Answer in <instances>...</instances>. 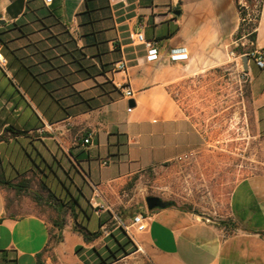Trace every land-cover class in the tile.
Listing matches in <instances>:
<instances>
[{
	"label": "crops",
	"instance_id": "1",
	"mask_svg": "<svg viewBox=\"0 0 264 264\" xmlns=\"http://www.w3.org/2000/svg\"><path fill=\"white\" fill-rule=\"evenodd\" d=\"M239 1L0 0V55L7 60L0 67V264H98L119 244L129 252V239L152 264H264V176L235 186L231 233L176 205L137 212L147 217L142 232L123 229L133 216L124 221L94 210L89 227L100 236L88 243L72 225L58 229L27 209L34 199L25 191L44 186L51 194L55 177L62 182L68 166L84 174L88 186L102 187L171 162L194 146V120L173 89L230 58L240 39ZM139 31L157 42L156 61H147L145 47L132 42L131 33ZM254 33L252 43L263 48L264 0ZM175 48H183L187 59L172 61ZM121 59L126 73L114 70ZM247 71L264 129V69L248 61ZM124 85L134 91L130 111ZM88 134L91 142L84 144ZM29 150L47 164L58 162L57 169L31 162ZM94 162L103 168L116 164L118 173L94 183L84 168ZM65 195L56 197L62 201ZM79 214L78 223L84 219ZM55 234L59 241H53Z\"/></svg>",
	"mask_w": 264,
	"mask_h": 264
},
{
	"label": "rangeland",
	"instance_id": "2",
	"mask_svg": "<svg viewBox=\"0 0 264 264\" xmlns=\"http://www.w3.org/2000/svg\"><path fill=\"white\" fill-rule=\"evenodd\" d=\"M252 32L249 29L244 39L232 45L230 58L224 64L188 76L174 87V95L181 99L197 131L194 146L186 148L182 156L102 187L88 186L91 183L87 177L68 166L67 174L62 171V182L55 177L56 186L52 191L57 196L64 191L81 200L88 216L83 213L80 223L76 222V216L80 215L77 208L72 211L67 199L62 202L40 186L26 191L27 199H34V204L29 203L27 209L43 215L58 229L70 224L78 231L85 224L92 231L89 219L95 210L93 205H97L96 210H105L111 216L115 213L125 221L146 208L145 197L157 196L225 226L231 233L235 225L229 216L230 200L235 186L246 178L264 176V129L258 125L252 94L246 92V84L250 82L244 77L240 61L255 47L249 39ZM31 152L27 155L31 162L42 168L57 169L58 162L47 164V158ZM84 168L94 183L100 177L118 173L116 164L112 163L103 168L94 162ZM52 239L61 238L55 234ZM127 243L130 253H118L119 259L111 264H152L143 252H134L136 247L131 239ZM102 249L105 245L99 248Z\"/></svg>",
	"mask_w": 264,
	"mask_h": 264
},
{
	"label": "built area",
	"instance_id": "3",
	"mask_svg": "<svg viewBox=\"0 0 264 264\" xmlns=\"http://www.w3.org/2000/svg\"><path fill=\"white\" fill-rule=\"evenodd\" d=\"M46 5L51 4L52 0H43ZM260 0H255L254 4L251 5L247 0H240L238 3V10L240 13V22H241V31L242 36L239 40L236 41V44L244 39L248 32V27L251 25V29L254 31L256 22L259 15ZM247 27V28H246ZM131 39L134 44L143 45L146 49V60L147 61H156L159 57V47L157 42L149 40L145 37V34L142 31L131 33ZM233 55V53H232ZM249 61H252L259 69H264V47L263 48H254V50L246 53ZM169 57L172 61H182L187 59V54L183 52V48H175L170 51ZM241 67L243 68L242 57L240 59ZM7 66V60L4 56L0 55V67L5 69ZM128 69V64L125 59L116 61L114 64V70L116 72L126 73ZM243 71H245L243 69ZM123 97L127 100L134 97V91L130 86L124 85L120 86ZM131 106L128 107V111L131 110ZM92 139V134H88L87 137L83 139L84 144H89ZM106 165V162H103ZM96 210L97 205H93ZM147 217L142 213H137L133 216L131 224L126 225L122 223V227L126 232H129L130 228H135L138 232L146 230ZM36 264H46L44 262H37Z\"/></svg>",
	"mask_w": 264,
	"mask_h": 264
},
{
	"label": "trees",
	"instance_id": "4",
	"mask_svg": "<svg viewBox=\"0 0 264 264\" xmlns=\"http://www.w3.org/2000/svg\"><path fill=\"white\" fill-rule=\"evenodd\" d=\"M89 1L90 0H86V4H88ZM247 1L251 5L254 4V0H247ZM249 29H251V25L248 27V31H249ZM249 39L252 42H254V40H255V33H254V31L249 34ZM254 48L252 50H254ZM249 52H246V53H249ZM243 74H244V77H245L246 81L249 82L248 81L249 80L248 71L247 70L243 71ZM246 92H247L248 95L251 94V90H250L249 83L246 84ZM3 183L4 184H7L8 186H10L13 189L17 190V192H19V193H21L23 191V189L21 187H16L14 185H11L10 182H3ZM42 188H45V187L43 186ZM25 191H27V190H25ZM51 196H53V197H55L57 199V197H56V195H55V193L53 191L51 193ZM66 199H67V201L69 203V207L72 209V211H74L77 208L79 211H82V214L83 213H86V211L84 209H81L79 200H77L76 198H73L69 193L67 195H65V198L62 199V202L64 200H66ZM173 205H174L173 202H168V207L173 206ZM85 216H88L87 213L85 214ZM54 226H57L58 227L59 225L57 223H54ZM60 228H62V227H60ZM78 231L81 233V235L84 238V241L87 242V243L88 242H91L93 240H96L100 236V231H95V232L90 231L88 229V227L85 226V225L84 226L82 225L81 229H79ZM120 251H122L124 255H128L130 253V252L126 251L125 245L119 244L118 245V248L116 250H114V251H110L109 254L107 255V257L100 258V262L98 264H111V263L117 261L119 259V257L117 256V253L120 252ZM5 254L6 253H3L2 258H4V259H2V260H5ZM13 261L15 262V260H13Z\"/></svg>",
	"mask_w": 264,
	"mask_h": 264
},
{
	"label": "water",
	"instance_id": "5",
	"mask_svg": "<svg viewBox=\"0 0 264 264\" xmlns=\"http://www.w3.org/2000/svg\"><path fill=\"white\" fill-rule=\"evenodd\" d=\"M4 21L0 20V24H3ZM248 56L247 55H243L242 56V62H243V69L247 70L248 69ZM129 106H134V101L133 100H129L128 102ZM145 205L147 210L151 211L157 208H166L168 207V202L162 200L160 197L157 196H147L145 197Z\"/></svg>",
	"mask_w": 264,
	"mask_h": 264
}]
</instances>
